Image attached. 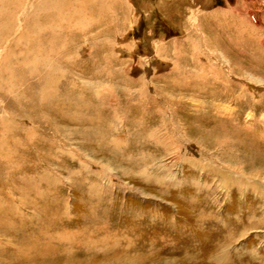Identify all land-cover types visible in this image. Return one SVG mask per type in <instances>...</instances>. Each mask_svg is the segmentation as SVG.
Instances as JSON below:
<instances>
[{
	"label": "rangeland",
	"instance_id": "rangeland-1",
	"mask_svg": "<svg viewBox=\"0 0 264 264\" xmlns=\"http://www.w3.org/2000/svg\"><path fill=\"white\" fill-rule=\"evenodd\" d=\"M38 1L0 0V264H264V0Z\"/></svg>",
	"mask_w": 264,
	"mask_h": 264
},
{
	"label": "bare ground",
	"instance_id": "bare-ground-1",
	"mask_svg": "<svg viewBox=\"0 0 264 264\" xmlns=\"http://www.w3.org/2000/svg\"><path fill=\"white\" fill-rule=\"evenodd\" d=\"M35 2V1H34ZM70 2V1H69ZM36 3V2H35ZM54 3V1H52V0H39L38 2H37V4H36V6L37 7H42V4H43V7H47V5H48V7H51L52 6V4ZM65 3V2H64ZM67 3V2H66ZM28 4V3H27ZM25 5V4H24ZM65 5V4H64ZM35 6V5H34ZM3 7V6H2ZM1 7V8H2ZM22 8V7H21ZM31 8V7H30ZM57 8V7H56ZM25 9V8H24ZM28 9V8H27ZM2 10V9H1ZM26 10V9H25ZM30 12V11H29ZM241 12V11H240ZM32 13V12H31ZM28 14V13H27ZM33 14V13H32ZM239 14V13H238ZM26 15V14H25ZM65 15V14H64ZM69 17V16H68ZM70 17H72V16H70ZM29 18H31L30 16H29ZM74 18V17H73ZM25 19V18H24ZM68 19V18H67ZM5 20V19H4ZM63 20L66 22V21H69L70 20V18H69V20H66L65 18H63ZM9 21V20H8ZM15 22H10V23H6V21H4V30H5V33H9L10 32V30L15 26ZM52 25V24H51ZM53 28H54V25L52 26ZM48 31V30H47ZM2 32V31H1ZM11 32H12V30H11ZM3 37H6V36H3ZM34 40V39H33ZM37 40V39H36ZM9 43V42H8ZM9 61V60H8ZM25 63V62H24ZM33 70V69H32ZM37 71V70H36ZM40 71V70H39ZM45 80V79H44ZM52 80V79H51ZM53 81V80H52ZM45 82V81H44ZM51 82V81H50ZM52 83H48V85H46L47 87L48 86H50ZM40 86V85H39ZM52 86V85H51ZM53 88V87H52ZM51 89V88H50ZM41 90L39 89V92H40ZM42 92V91H41ZM44 93V92H43ZM39 95V94H38ZM47 94H45V96H46Z\"/></svg>",
	"mask_w": 264,
	"mask_h": 264
}]
</instances>
